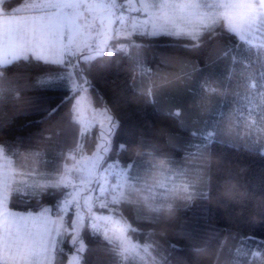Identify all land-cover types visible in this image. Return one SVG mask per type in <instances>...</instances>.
Segmentation results:
<instances>
[{"label": "trees", "instance_id": "obj_1", "mask_svg": "<svg viewBox=\"0 0 264 264\" xmlns=\"http://www.w3.org/2000/svg\"><path fill=\"white\" fill-rule=\"evenodd\" d=\"M213 35L215 39L203 37L199 47L182 37L137 36L127 51L101 54L75 68L77 75L86 71L93 102L110 109L118 121L107 160L121 166L131 162L132 177L151 180V158L142 151L154 149L157 157L170 162L168 178L174 175L186 182L182 173L193 162L188 154L197 145L206 146L211 167L196 189L208 191L209 198L197 194L191 201L177 202L173 214L154 225V240L169 254L171 264H250L247 253L257 245L264 247V154L235 134V125L247 130L253 119L250 107L264 112V96L247 87L259 81L264 67L257 51L235 35ZM147 68L158 85L153 102L141 95ZM68 70L31 59L0 69L5 83L0 86V147L14 156L15 167L23 157L25 167H34L35 173L54 174L77 141L91 145V132L82 134L77 117L72 119L78 93L65 77ZM47 76L52 78L36 83ZM161 77L174 82L163 86ZM257 139L264 142V136ZM63 195L62 189H49L39 197L29 194L18 206L37 210L41 204H57ZM85 238L91 246L85 264H115L100 236L86 233ZM135 238L147 242L146 235ZM255 264H264V259Z\"/></svg>", "mask_w": 264, "mask_h": 264}, {"label": "snow or ice", "instance_id": "obj_2", "mask_svg": "<svg viewBox=\"0 0 264 264\" xmlns=\"http://www.w3.org/2000/svg\"><path fill=\"white\" fill-rule=\"evenodd\" d=\"M220 31L255 49L264 67V0H0V69L31 59L71 71L101 54L127 51L137 36L182 37L199 47L203 37L215 39L213 34ZM145 71L141 95L153 102L158 85L152 70ZM51 78H37L36 83ZM173 82L161 77L163 86ZM71 87L78 93L72 119L81 114L82 106L94 114L91 145L77 141L60 170L43 183L35 179L34 167H25L23 157L13 167L14 156L0 147V161H9L0 163V264H85L91 250L86 233L101 237L115 264H171L169 254L154 240V225L162 216L170 217L177 202L191 201L197 194L209 198L208 191L196 189L203 172L211 167V159H205L206 146L197 145L188 154L193 162L182 173L188 178L185 183L168 185L170 162L165 156L157 157L154 149L142 151L151 158V180L132 177L131 162L119 166L107 160L118 121L110 109L93 102L86 71L74 75ZM247 87L264 96V71L258 82L252 80ZM206 90L216 91L214 87ZM245 99L254 103L253 98ZM248 115L253 119L247 130L235 125V134L264 154V142L257 139L264 136V112L250 107ZM89 147L91 154H85ZM158 174L164 179L157 180ZM49 189L64 190L57 204H41L37 210L18 206L29 194L39 197ZM139 234L146 235L147 242H137ZM262 249L257 245L247 253L250 264L264 259Z\"/></svg>", "mask_w": 264, "mask_h": 264}, {"label": "rangeland", "instance_id": "obj_3", "mask_svg": "<svg viewBox=\"0 0 264 264\" xmlns=\"http://www.w3.org/2000/svg\"><path fill=\"white\" fill-rule=\"evenodd\" d=\"M257 42L258 41H254L253 43L255 44ZM75 68L76 67H74V69L71 70V71L68 70L67 71L68 73L65 74V77L68 79V83L70 84V86L72 84V80L74 78V75H77V73L75 71L76 70ZM77 119H78V121L81 124V133L82 134H86L88 132H91L90 131V125L94 122V114H93V112H92V110L90 108H86V107H83L82 106V108H81V114L77 117ZM96 119H99L98 114L96 116ZM85 154H91V153H85ZM12 162H11L12 166L15 167ZM108 162H111L114 165L117 163V161H108ZM0 163L8 164L9 161L3 160V161H0ZM119 166H121V165L119 164ZM49 175H52V174H40V173H35L34 172L35 179L38 180V181H40L41 183H43L44 182V178L47 177V176H49ZM112 179L114 180L115 178L112 177ZM163 179L164 178L161 177L158 180H163ZM167 183H168L169 186H172L173 183H175L176 185H179V184L185 183V181H184V179H177V178H175L174 175H172L170 178H168ZM65 264H66V262H65Z\"/></svg>", "mask_w": 264, "mask_h": 264}]
</instances>
